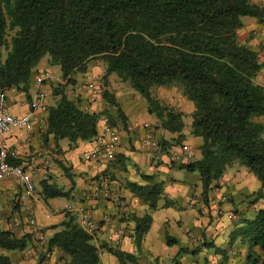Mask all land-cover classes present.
I'll use <instances>...</instances> for the list:
<instances>
[{
  "label": "trees",
  "instance_id": "obj_1",
  "mask_svg": "<svg viewBox=\"0 0 264 264\" xmlns=\"http://www.w3.org/2000/svg\"><path fill=\"white\" fill-rule=\"evenodd\" d=\"M264 25V6L251 0H0V92L16 88L27 92L33 69L46 56L60 68L62 79L85 73L88 64L101 60L103 82L116 75L138 93L162 130L184 136L185 114L161 105L152 95L157 87H176L193 104L190 135L201 138L200 159L181 166L197 173L206 198L233 165L254 175L264 188V88L255 82L264 67L257 53L240 44L241 19ZM12 33L10 40L7 34ZM3 52L5 56L3 57ZM48 109L49 133L72 144L96 136L100 115L81 111L61 91ZM102 98L125 117L107 90ZM112 125L113 123L110 122ZM19 165L17 162H12ZM143 185L129 183L130 191L156 210L163 182L141 175ZM44 198L66 197L55 186L42 183ZM165 207H173L166 201ZM135 242L148 231L151 217L135 220ZM60 230L41 245L57 248L65 264H98L99 249L120 264L136 257L105 245L97 247L92 235L68 213ZM246 244V264H264V209L244 219L231 240ZM167 245L176 241L166 236ZM29 235L15 237L0 229V250L25 251ZM186 250L180 249L179 254ZM0 264H11L0 254ZM175 264H179L176 260Z\"/></svg>",
  "mask_w": 264,
  "mask_h": 264
},
{
  "label": "crops",
  "instance_id": "obj_2",
  "mask_svg": "<svg viewBox=\"0 0 264 264\" xmlns=\"http://www.w3.org/2000/svg\"><path fill=\"white\" fill-rule=\"evenodd\" d=\"M251 2L264 6V0ZM241 22L237 35L240 31L252 32L254 43L262 48L264 25L249 17H243ZM249 44L256 51L255 45ZM70 79L79 80L78 73ZM58 84L68 83L62 79L60 68L43 58L33 69L27 92L16 88L4 91L7 112L13 116L29 110L40 91L47 94V110H36L31 132L16 128L9 137L11 162L31 172L35 191L33 197L18 201L22 190L17 181L0 180V229L17 238L30 237L25 251L0 250V254L7 256L11 264H65L66 258L59 249L46 252L39 240L45 245L60 230L58 225L66 213L73 215L78 224L77 216L84 212L94 226L92 242L97 247L105 245L135 256V264H175L177 259L179 264H246L247 245L238 238L231 240V236L242 220L252 219L264 209L263 201L251 204L245 211V200L259 187L249 172L231 166L218 181V187L204 198L198 174L180 168L200 159L201 138L192 137L188 126L182 130L184 139L176 142V134L158 128V120L147 113V105L136 92L111 84L106 90L113 91L125 117L122 121L116 107L102 98L104 88L102 92L94 89L91 77L82 86L78 82L74 93L66 90L64 94L81 111L100 115L96 136L75 144L68 138L56 141L49 133L47 117L48 109L59 99L54 94ZM96 138H104L106 144L96 161H86ZM141 175L163 182L156 210H150L127 187L129 183L145 184ZM43 182L67 196L44 198ZM96 182H103V190L97 196L90 191ZM221 196L226 198L225 203L220 201ZM166 201L175 206L165 207ZM217 206L222 210L219 214ZM28 207L34 211L35 227L31 231L26 224ZM145 215H150L151 223L137 245L135 220ZM167 235L176 244L167 245ZM180 249L185 253L179 254ZM98 264L120 263L99 249Z\"/></svg>",
  "mask_w": 264,
  "mask_h": 264
},
{
  "label": "built area",
  "instance_id": "obj_3",
  "mask_svg": "<svg viewBox=\"0 0 264 264\" xmlns=\"http://www.w3.org/2000/svg\"><path fill=\"white\" fill-rule=\"evenodd\" d=\"M49 76H46V80ZM47 94L44 91L37 93L36 97L31 103V108L20 116H13L7 112L6 108V95L0 92V180L13 179L17 181L18 187L22 190L18 201L20 199L31 198L34 195V183L32 174L30 171L25 170L20 165H15L11 162L12 152L9 145V137L13 133L14 129L20 128L27 132L33 130V122L36 118V110L45 111V102ZM104 138H96L95 145L92 150L85 156L86 161H96L100 155L101 150L105 146ZM103 190V182H96L90 188V191L94 195L101 194ZM220 201L226 202V198L221 196ZM217 213H221V208L217 206ZM78 225L85 230L87 233H93L94 226L91 219L85 215L84 212H80L77 216ZM26 224L31 231L35 227L34 211L32 207H28L26 215ZM92 235V234H91ZM40 245H44L42 239L39 240Z\"/></svg>",
  "mask_w": 264,
  "mask_h": 264
},
{
  "label": "rangeland",
  "instance_id": "obj_4",
  "mask_svg": "<svg viewBox=\"0 0 264 264\" xmlns=\"http://www.w3.org/2000/svg\"><path fill=\"white\" fill-rule=\"evenodd\" d=\"M11 36H12V33L7 34V40L8 41L10 40ZM237 40L240 44L246 45L250 49H252V45H250L249 43L255 45V48H256L255 52L257 53L259 60L264 65V51H263L264 46L261 48L260 44L254 43L255 36H254V34H252V32L245 34L242 31H240V33L237 35ZM5 54L6 53L3 52V57L5 56ZM47 58H48V56H46L44 59H47ZM104 67H105V65L101 60H98V59L92 60L88 64V67H87L88 72L86 71L85 73H78L79 80L76 79L74 81L75 82L74 84L73 83L72 84H65V85L58 84L55 87V90L58 92L61 91L63 94L66 90H68L70 92L72 91L74 93L77 89L76 85L78 82L82 86V85H84L85 81H87L91 77L95 82V84H94L95 90L100 89L102 92L103 88H104V90H106L107 87H109L111 84H113L114 87H118L121 89H127L130 92H135L130 88V86L127 83L122 82L116 75H111L112 76L111 78L108 77V80H107L108 84L105 85V83L103 82V79H102L103 74H104ZM86 73L91 74V76L86 75ZM255 82L262 85L264 88V67L262 68V70L257 75ZM108 92L112 97H114L113 91L112 92L108 91ZM152 95L161 105H163V106H165L168 109H171L173 111L182 112L183 114H185L186 117L183 120V122H184L183 129H185V127H188V126L190 127V123H191L190 114L193 111V104L184 98V96L182 95L180 90H178L176 87H157V88L155 87L152 89ZM55 96H58V95H55ZM138 96H140V95L138 94ZM142 100L146 104V101L143 98H142ZM258 121H260L262 124H264V118H260V119H258ZM158 124L160 125L159 122H158ZM158 128H160V127H158ZM234 168L235 169H239V168L243 169V167L238 166V165H234ZM244 170H246V172H248L247 169L244 168ZM250 175L253 178V180L255 182H257L259 187L255 190V192L253 194L249 195L247 197V199L245 200V207L247 206L245 211H248L251 204H252V206H254L255 203H259V202L263 203V201H264V188L262 190H260L261 189L260 183L254 177V175H252L251 173H250ZM178 260L179 259H177V261Z\"/></svg>",
  "mask_w": 264,
  "mask_h": 264
}]
</instances>
